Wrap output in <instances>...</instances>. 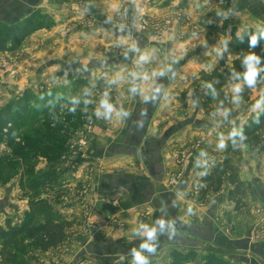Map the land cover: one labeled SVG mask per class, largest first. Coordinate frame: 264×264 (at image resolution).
<instances>
[{"label":"rangeland","instance_id":"1","mask_svg":"<svg viewBox=\"0 0 264 264\" xmlns=\"http://www.w3.org/2000/svg\"><path fill=\"white\" fill-rule=\"evenodd\" d=\"M165 1L44 0V5L33 15L39 29L27 38L17 53H0V111L11 105L17 107L19 103L27 105L31 111L30 116L18 121V127L9 138L0 140V227L6 228L7 220H11L14 226H20L31 214H36L37 221L43 222L44 217L38 213L43 212L44 207L39 205L42 201L55 212L66 216L68 221L74 222V226L66 231L64 243L48 252L38 249L28 238L13 242L0 238V264L98 263L97 257L90 256L85 259L78 257L75 261L77 253L85 249L80 240L88 241L92 246L97 236L104 237L109 232L108 236L118 238L119 231L124 232L128 223L124 221L126 213L122 210L105 212L97 207V203L122 207L130 196L92 195L93 182L80 178L84 163L91 159L92 151L96 152L100 127H111L112 130L114 125L115 128L119 124L122 126V119L118 118L119 109L132 110L138 85L139 89L142 85V94L148 96L154 82L160 80L161 84H165L162 80L166 77L173 81L178 76L181 68H176L174 73H170L169 68L175 64L177 57L180 59L181 53L174 50L171 54L164 49L169 38L181 44L192 33L201 31L207 37L210 35L212 38L216 34L218 38L224 39L234 26L239 31L244 30L246 24H242L243 18L252 23L258 22L251 12L250 17L244 16V13L249 12L247 9L241 12L236 5H222L220 10H211L213 16L222 18L225 15L218 14V11L231 12L233 21L229 17L222 18L221 23L206 28L199 22L201 18H195L201 9L195 6L190 8V0L180 1L178 9L175 7L163 11L160 7ZM255 3L257 6L250 9L264 7V0ZM191 19L197 21L194 23ZM198 23L200 27H197ZM222 53L221 48L220 60L223 58ZM100 62L103 64L100 65ZM193 75L197 80L200 73L195 72ZM180 76L191 83L189 77H192V72L182 71ZM263 79L264 76L259 80L242 78L239 83L230 85L232 87L227 86V92H224L225 87L223 107H218V104L208 106L209 84L194 80L190 89L179 92L178 99H175L177 103L165 106L164 111L162 109L164 121L158 133L164 132L171 123L179 122L178 119L196 113L197 109V116L206 123L216 124L220 120H225L226 124L233 122V129L225 133L230 138V133L240 132L261 111L253 108L233 121L228 116L230 97L234 98L237 105H234V109L244 106L250 102L254 85L258 84L256 82ZM247 83L250 90L246 101L239 99V96ZM260 98L258 95L256 101ZM115 103L121 108H116ZM16 113L19 116L18 111ZM219 127L224 129L228 126L212 127L217 129L216 133L223 134ZM214 130L207 129L204 136L195 135L192 141H188L179 153L180 162L176 160V166L180 168L186 156L205 143L207 146L224 144V138L213 137ZM105 137L113 138L109 135ZM250 150L254 153L251 147ZM238 156L233 158L234 162ZM123 159H115V163L124 162ZM134 159L128 158L125 166H121L124 169H131L134 165L139 167L140 160ZM108 163V167L114 164L112 161ZM172 175L170 186L177 181L181 171L175 170ZM49 179L53 184L45 185ZM39 182H43L42 186L35 188ZM210 197L212 195L199 201L195 196V199L184 201V208L195 214L208 206ZM72 205H77V217L67 211ZM133 211L137 229L144 228L154 218H158L155 207H135ZM241 215L227 216V220L222 222L223 231L243 236L248 227L255 232L257 241H264V206L248 207ZM240 219L244 220L242 224ZM136 237H141V233ZM144 259L147 264H151L150 260ZM168 259H171L170 255L163 256L161 264Z\"/></svg>","mask_w":264,"mask_h":264},{"label":"crops","instance_id":"2","mask_svg":"<svg viewBox=\"0 0 264 264\" xmlns=\"http://www.w3.org/2000/svg\"><path fill=\"white\" fill-rule=\"evenodd\" d=\"M180 1L187 2V0H166L160 8L163 11L175 7L178 9ZM256 1L238 0L234 4L232 0L233 4L231 3L229 7L236 5L241 12L247 9L249 12L244 13L245 17H250V12L255 14L254 17L258 22L252 23L251 20L245 18L241 20L242 24H246L244 29L255 28L264 31V7L255 8L256 10L250 9L252 6H257ZM0 2L3 1L0 0ZM188 2L190 8L195 6L201 9L195 18L197 16L201 18L199 22L206 28L215 23H221L222 18L229 17L231 22L233 21L231 12L218 11V14L225 15L222 18H219V15L213 16L214 12L211 10L215 8L220 10V7L224 5L222 2L217 0H190ZM43 5L44 0H4L0 5L2 8L0 21L8 24L24 21ZM191 20L194 23L197 21L196 19ZM201 24L198 23L197 27ZM191 35L181 44H176L177 40H173L174 38H169V42L164 44V49L170 51L171 54L174 50L176 53H181L180 59L177 57L175 64L169 68L170 73L181 68L178 70V76L173 78V81L161 76L165 78L162 80L165 84H161L160 80L154 82L148 96L142 94V85L140 89L138 85L134 93L135 100L132 110L125 111L115 103L116 108H121L118 118L122 119V126L119 124L115 128L114 125L112 130L111 127H100L101 131L99 130L96 138V152L92 151L91 159L84 163L80 178L82 181L87 178V181L93 182L94 193L92 195H130L129 200L122 207H114L109 203H97V207L105 212L114 213L120 210L125 212L124 221L128 223V227L124 232L119 231L120 237L115 239L112 235L108 236L110 232L104 237L97 236L96 243L92 246L90 242L81 239L80 243L85 249L77 253L75 261L78 257L85 259L90 256L99 259V262L95 264H122V260L125 262L136 258L139 254L143 260L144 258L150 260L151 264H161L163 256L167 254L169 256L172 250H179L184 253L196 252L198 254L197 260L191 264H203V258L211 253L219 254L234 264H264V241H257L252 229L247 227L246 234L243 236H234L222 229V222L227 220V216L238 215L235 212V205L228 201L231 189L228 181L220 192L209 194L212 197L209 198V204L204 210L191 214L186 207L184 208V201L195 199L194 197L200 192L201 179L211 174L216 163L222 160V154L228 147L230 139L229 134L225 133L233 129V122L226 124L225 120H220L216 124L206 123L203 119H199L200 117L197 116L199 112L196 109V113L188 115L187 118H177L179 122L171 123L164 132L158 133L164 121V107L173 104L175 99H178L179 92L187 91L195 81H199V79H194L193 73L208 72L217 68L222 44L230 38L229 35L220 39L216 34L211 38L210 35L207 37L206 33L201 31ZM182 71L192 72V77H189L192 84L189 83L190 81L183 80L180 76ZM256 83L258 84L254 85L250 102L244 106L241 105L238 108L239 111L237 108L234 109L236 104L234 98L230 97L228 116H231L233 121L238 115L243 117L253 108L256 111L264 109V79ZM229 88L226 86L224 92H227ZM258 95L261 98L256 101ZM211 125H214L212 126L214 128L216 125H227L228 127L224 129L219 127L220 132H224L219 134L216 133L217 129L214 130L211 127V130ZM206 128L209 131L214 130V136L212 134L211 136L224 138V144L216 143L207 146L205 143L201 148L192 150L183 160L185 163L179 164L180 168H178L176 160L179 161L182 148L187 145L188 141H192L195 135L204 136ZM106 135L113 136V138L106 139ZM179 141L181 142L176 143ZM241 149L234 163L239 169L241 180L247 187V203L250 208L254 205L264 206V153L254 154L249 146H242ZM120 157H124V162L115 163V159H120ZM128 158H137L141 164L139 167L134 165L131 169L130 167L124 169ZM109 161L114 163L112 167H108ZM175 170L181 171V175L177 177L174 185L170 186ZM144 206L155 207L158 218L156 220L154 218V221L144 228L137 229L133 221L135 216L133 208ZM76 208L77 205H72L67 208V211L77 217L78 209L75 210ZM223 218L225 219L222 220ZM240 222L242 224L244 220L240 219ZM149 232H152L151 237L148 235ZM139 233L141 237H136ZM145 244L150 247H143ZM170 263L171 259L164 262V264Z\"/></svg>","mask_w":264,"mask_h":264},{"label":"trees","instance_id":"3","mask_svg":"<svg viewBox=\"0 0 264 264\" xmlns=\"http://www.w3.org/2000/svg\"><path fill=\"white\" fill-rule=\"evenodd\" d=\"M217 1L227 6L232 3V0ZM34 14L16 23L8 24L0 21V53H17L27 38L39 29L35 25ZM222 49L223 58L220 60V67L211 72L202 71L199 76V80L209 84L208 106L210 107L214 104L223 107V89L226 86L237 84L242 78L259 80L264 76V31L255 28L239 31L237 28H232L230 38L222 44ZM249 90L250 85L247 83L241 89L239 99L247 101ZM30 114L29 107L23 103H19L17 107L11 105L2 109L0 140L3 137L9 138L18 127V121H22ZM245 145H249L254 153H264V109L248 121L240 132L230 133L228 147L222 154V160L216 163L211 174L204 176L200 181V192L196 195L199 201H203L210 193L220 192L228 181L231 186L228 201L235 205V212L241 215L248 209L247 187L241 180L233 159L239 155L241 147ZM42 183L39 182L35 188L41 187ZM44 184L53 183L49 179ZM39 205L44 207L43 212H38L44 217L43 222L37 221L36 214L29 215L20 226H14L11 220H7L6 228L0 227V238L6 242L28 238L44 252L64 243L66 231L74 226V222L55 212L45 201ZM169 255L170 264H187L198 258L195 252L184 253L179 250H172ZM122 264H142V262L133 258ZM143 264L147 262L143 260ZM203 264L234 263L211 253L203 258Z\"/></svg>","mask_w":264,"mask_h":264},{"label":"clouds","instance_id":"4","mask_svg":"<svg viewBox=\"0 0 264 264\" xmlns=\"http://www.w3.org/2000/svg\"><path fill=\"white\" fill-rule=\"evenodd\" d=\"M148 235L151 237L152 236V232H149ZM143 247L149 248L150 246L145 244V245H143ZM136 259L141 261L142 264H143V257H141L139 254L136 255Z\"/></svg>","mask_w":264,"mask_h":264},{"label":"water","instance_id":"5","mask_svg":"<svg viewBox=\"0 0 264 264\" xmlns=\"http://www.w3.org/2000/svg\"><path fill=\"white\" fill-rule=\"evenodd\" d=\"M100 65H102V64H100Z\"/></svg>","mask_w":264,"mask_h":264}]
</instances>
